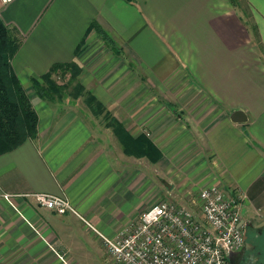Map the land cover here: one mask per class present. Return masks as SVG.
<instances>
[{
    "label": "crops",
    "instance_id": "crops-1",
    "mask_svg": "<svg viewBox=\"0 0 264 264\" xmlns=\"http://www.w3.org/2000/svg\"><path fill=\"white\" fill-rule=\"evenodd\" d=\"M0 15L22 37L11 63L29 92L52 64L76 61L83 83L94 70L93 92L105 104L129 103L134 120L115 115L130 134L163 152L157 162L141 157L145 169L106 121L32 96L38 135L0 154V264H96L101 254L118 264L104 237L116 238L153 204L147 168L191 139L203 148L201 164L210 163L202 179L244 194L247 234L264 243V0H0ZM94 20L121 54L88 33ZM188 98L200 108L195 120L176 109ZM161 103L180 120L154 119ZM235 109L248 119L233 121ZM39 192L67 196L77 213L41 205Z\"/></svg>",
    "mask_w": 264,
    "mask_h": 264
},
{
    "label": "built area",
    "instance_id": "built-area-1",
    "mask_svg": "<svg viewBox=\"0 0 264 264\" xmlns=\"http://www.w3.org/2000/svg\"><path fill=\"white\" fill-rule=\"evenodd\" d=\"M34 196L60 214L77 213L65 195L39 192ZM244 198L217 182L203 186L194 199L199 211L161 198L144 208L116 238L104 237L106 247L118 264H233L231 253L246 246Z\"/></svg>",
    "mask_w": 264,
    "mask_h": 264
},
{
    "label": "trees",
    "instance_id": "trees-1",
    "mask_svg": "<svg viewBox=\"0 0 264 264\" xmlns=\"http://www.w3.org/2000/svg\"><path fill=\"white\" fill-rule=\"evenodd\" d=\"M236 0H232L235 2ZM95 30L105 41L106 45L116 54H121L112 34L105 29L97 20L92 21L88 33ZM22 42L20 33L9 26L0 15V154L9 151L29 138H36L38 135L39 115L33 105L32 97L27 88L15 73L11 59ZM83 42L75 53L79 55L83 51ZM69 72L70 76L66 82H59L57 74ZM81 67L76 61L56 62L50 66L48 71L40 77L32 78V88L40 99L49 102L60 101L62 93L70 88L79 90L84 86L78 76ZM58 97V98H57ZM90 98L99 105L101 111H105L106 125L112 126L116 135L124 143V150L127 154L146 156L151 161L157 162L162 156V150L146 135L134 137L126 129L124 124L96 96L90 93ZM248 235V234H247ZM253 241L254 239H249ZM258 247L262 245L260 239L255 240ZM245 248V247H244ZM264 262V252L256 264Z\"/></svg>",
    "mask_w": 264,
    "mask_h": 264
},
{
    "label": "rangeland",
    "instance_id": "rangeland-1",
    "mask_svg": "<svg viewBox=\"0 0 264 264\" xmlns=\"http://www.w3.org/2000/svg\"><path fill=\"white\" fill-rule=\"evenodd\" d=\"M108 49L109 48L107 47L105 52H107ZM99 50H100V46L97 44L91 49L90 52H93L92 54H94ZM105 52L104 51L100 52L99 54L101 57V58L99 57L100 59H105V56H104ZM112 63L113 61L109 64H112ZM85 66L88 68L90 67L89 65H85ZM81 72H82V68H81ZM88 72H90L91 75H89ZM93 72L94 70L90 69V71L85 72V74L83 73V77L86 80V81L84 80V83L80 79V75L78 76L79 81L84 86L83 89L79 90L77 89L78 87L77 88L75 87V89H72L69 86L66 89V92L62 93L63 97L60 101L56 100V101L49 102V103L53 106H58V107L63 106L62 109L63 108H66V109L73 108L76 110V112H79L80 114L85 116L87 120H95L96 123H98V120H99V123H102V124L104 120L107 123V120H105V111H101L100 110L101 108L96 103V101L90 98V93L91 95L93 94L94 96H96V94L93 92V89H94L93 83L95 82V80L90 81L91 76L92 77L94 76ZM69 76H70L69 72L63 75L60 73L56 75V79L59 82H66ZM28 93L31 97L36 95V93L32 91L31 92L28 91ZM96 98L100 102H102V104L106 106V109L110 110L114 115L119 114V116L118 115L117 116L123 120H134V117H132L131 115V110H130V106L128 102L120 104L113 100L112 103L105 104L97 96ZM191 100H193V98L187 99L188 102L186 103V106L184 108L182 107L176 108L179 114L183 115L182 120H186V118L189 120H195L197 114H199L200 112V108L195 105V100H194V103L193 101L189 102ZM161 105L164 106V103H161ZM175 105L178 106L177 103ZM206 107L204 109H206ZM169 112H170V117L168 115ZM152 113H153L152 117L154 116L156 117V118L154 117V119L161 120L162 118L160 117H164L165 120L169 118H170L169 120H175V118L176 120H180L177 117L178 114L174 113L166 105L162 108V107H156V104H153ZM110 127L112 128L114 132L113 127L112 126ZM117 138L121 142L122 148L124 150V143L120 140L118 136ZM199 144L200 142L195 141L194 139L188 140L186 142L185 148H181V146H179L176 150L177 153H174L171 157H167V160L165 163L161 165H158V164L155 165L153 172H151V169L153 170V167H150L152 165L150 164L149 168H147V171H148L147 173H149V177L151 175V177L153 176L155 179L154 181L155 197L152 200L153 203L157 202L161 198L167 197L173 200L174 202L184 204L188 207L191 206L195 208L197 211L200 210L198 203L194 202L193 200L198 197L199 191L201 190L203 186L209 185L213 183V181H210L208 179L204 180L201 177V172L204 171L206 167H210V163L208 162L209 163L208 166L206 163L201 164V162L203 161L202 159L203 158L202 157L203 148H201ZM141 157H146V156H141ZM141 157H140L139 164L140 166H143L146 169L145 166H146L147 160L146 158H141ZM143 171L144 172L142 173H146V170L143 169ZM214 176L216 177L217 175L214 174ZM146 207H148V205L145 206V208ZM252 232L253 230L250 229L248 233L249 239L253 238ZM263 240H264V235H263ZM259 250L261 251V254L262 252H264V243L260 246ZM96 264H113V263L111 261L104 260L103 255L101 254V258L98 259Z\"/></svg>",
    "mask_w": 264,
    "mask_h": 264
},
{
    "label": "flooded vegetation",
    "instance_id": "flooded-vegetation-1",
    "mask_svg": "<svg viewBox=\"0 0 264 264\" xmlns=\"http://www.w3.org/2000/svg\"><path fill=\"white\" fill-rule=\"evenodd\" d=\"M256 239H259V237ZM253 244V247L247 248L245 246V248L241 250L235 260V264H256L258 262L261 257V251L258 249V244L255 243V239Z\"/></svg>",
    "mask_w": 264,
    "mask_h": 264
},
{
    "label": "water",
    "instance_id": "water-1",
    "mask_svg": "<svg viewBox=\"0 0 264 264\" xmlns=\"http://www.w3.org/2000/svg\"><path fill=\"white\" fill-rule=\"evenodd\" d=\"M231 119L235 122H244L248 119L246 113L242 109H235L231 112ZM246 239V247L251 248L254 246V244L250 241L247 240V235H245ZM241 251H235L232 252L230 255V259L233 264H235V260L237 259L238 255L240 254Z\"/></svg>",
    "mask_w": 264,
    "mask_h": 264
}]
</instances>
